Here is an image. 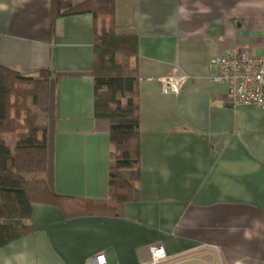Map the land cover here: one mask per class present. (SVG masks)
I'll list each match as a JSON object with an SVG mask.
<instances>
[{
  "label": "crops",
  "instance_id": "obj_1",
  "mask_svg": "<svg viewBox=\"0 0 264 264\" xmlns=\"http://www.w3.org/2000/svg\"><path fill=\"white\" fill-rule=\"evenodd\" d=\"M115 20L138 38L140 201L119 219L65 220L34 204L35 233L1 249L0 264H146L152 246L195 264H264V110L230 106L210 80L228 50L264 57V0H115ZM92 43L89 14L52 30L48 0H0V67L50 72L38 119L47 169L35 177L59 196L105 201L112 147L108 121L94 118ZM173 74L187 78L177 95L158 82Z\"/></svg>",
  "mask_w": 264,
  "mask_h": 264
},
{
  "label": "trees",
  "instance_id": "obj_2",
  "mask_svg": "<svg viewBox=\"0 0 264 264\" xmlns=\"http://www.w3.org/2000/svg\"><path fill=\"white\" fill-rule=\"evenodd\" d=\"M48 1L52 30L64 17L89 14L93 20L94 118L108 121L112 147L108 198L59 196L35 177L47 169L46 128L38 119L49 112L50 72L25 76L0 67V250L35 233L34 204L59 209L65 220L119 219L126 204L140 201L138 38L118 34L115 0Z\"/></svg>",
  "mask_w": 264,
  "mask_h": 264
},
{
  "label": "built area",
  "instance_id": "obj_3",
  "mask_svg": "<svg viewBox=\"0 0 264 264\" xmlns=\"http://www.w3.org/2000/svg\"><path fill=\"white\" fill-rule=\"evenodd\" d=\"M210 66L216 68V74L210 80L227 86L226 103L233 107L245 106L264 110V57H253L243 50L232 49L214 58ZM186 80L183 75L173 74L160 78L158 82L163 92L177 95ZM149 257L146 264H195L192 256H170L161 246L150 247ZM85 264H105L104 256L97 255Z\"/></svg>",
  "mask_w": 264,
  "mask_h": 264
}]
</instances>
